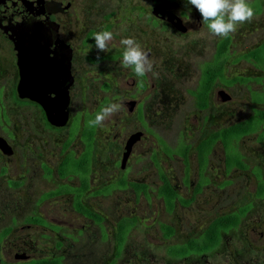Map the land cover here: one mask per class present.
I'll return each instance as SVG.
<instances>
[{
	"label": "flooded vegetation",
	"instance_id": "obj_1",
	"mask_svg": "<svg viewBox=\"0 0 264 264\" xmlns=\"http://www.w3.org/2000/svg\"><path fill=\"white\" fill-rule=\"evenodd\" d=\"M87 1L92 7L85 9L80 0H46L52 40L49 47L38 50L41 54L38 60H33L32 55L37 50H28L30 59L25 70L27 93L39 94L41 101L21 96L22 74L15 43L0 31V264H144L145 257L152 258L155 254L151 253L152 248L140 247V242H135L132 230L147 221L136 213L120 214L107 231L105 225L110 220L109 215L96 209L100 200L91 203L89 197L107 199L114 192L131 191L133 197L121 201L122 207L136 211L151 208L150 204L138 205L143 204V196L150 200L151 193L155 192L171 215L178 200L184 205L194 202L203 192V186L209 184L196 183L189 198L181 199L180 188L169 176L162 174L161 184L153 189L152 184L143 179L140 169L131 166L134 159L141 160L147 154L157 164V132L152 123H158L157 114L164 104L159 99V77L148 73L138 78L131 68L120 64L123 53L120 40L133 37L149 53L154 71L158 73V25L188 34L203 26L201 14L199 11H171L165 5L171 0H151L148 7L137 0L130 5L125 0H104L106 7L101 9L96 0ZM254 1L248 0L249 4ZM260 1V8H253L255 14L262 12L264 1ZM161 11L164 15H160ZM166 13L172 15L166 17ZM68 18L70 31L65 24ZM102 30L111 31L114 36L107 52L95 47L93 37ZM77 31L80 34L84 31L83 36L79 34L80 39L76 37ZM224 45L227 51L220 55L219 49ZM232 45L231 37L217 42L215 59L202 64L195 87L188 89L193 102L185 120L197 123L195 127L202 131L207 123H222L224 103L232 100V95L219 87L225 74L226 55ZM263 47L264 42L244 56L264 67ZM212 67L218 73L207 91L203 90L206 95L201 98L199 90ZM240 79L245 78L236 77L232 81ZM91 95L94 96L93 105L87 101ZM78 97L80 100L76 99ZM65 101L68 120L64 125L54 124L61 123L59 117ZM111 102L120 103V111L107 118L102 127H89L87 121ZM252 102L253 114L231 123H264V109L259 106L264 104V95L252 97ZM48 111L55 122L50 120ZM75 115L79 119L75 120ZM74 123H78L75 131ZM223 128L219 126L199 136L198 149L203 141L212 140L201 156L203 160L218 141L223 142L221 136H217ZM136 134L139 135L123 166L126 145ZM248 134L233 138L231 143ZM79 145L81 149L77 150ZM100 159L107 160L106 164L95 167ZM229 165L247 170L243 155L236 149L230 151ZM96 174L109 179L96 183ZM254 175L259 181L258 195L263 197L264 174L256 170ZM76 178L79 183L74 182ZM164 179L176 192L172 203L161 194ZM225 182L218 184V189L229 185ZM113 183L117 185L107 188ZM191 185L190 175L186 188ZM107 201L108 205L112 200ZM254 206V200L247 199L236 210L217 213L208 221L184 231H180L173 219L161 221V240L170 264H264V216L252 221L246 234L241 232ZM230 216L235 221L222 227L217 240L210 242L207 234L211 224ZM164 226L171 232H166ZM223 245H228L224 253Z\"/></svg>",
	"mask_w": 264,
	"mask_h": 264
},
{
	"label": "rangeland",
	"instance_id": "obj_2",
	"mask_svg": "<svg viewBox=\"0 0 264 264\" xmlns=\"http://www.w3.org/2000/svg\"><path fill=\"white\" fill-rule=\"evenodd\" d=\"M103 1H95L98 8L106 7ZM125 1L127 5L135 3V0ZM80 2H82V7L85 9L92 7V4H88L87 0H80ZM137 2H140L144 7L151 4V0H137ZM165 5L171 11L178 13L185 10L189 12L198 11L188 3V0L166 1ZM250 5L252 8L259 9L261 1L255 0ZM69 20L70 18L66 20L65 24L70 31ZM83 32L81 34L78 31L76 32L77 39L83 36ZM229 37L233 39L234 45L229 48L226 55L224 62L225 74L222 80L219 81V87L226 89L232 95V100L224 103L221 112L222 123H207L206 128L202 131V129L195 127L197 123H186L185 117L188 114L190 104L193 102L188 94V89L195 87L202 72V64L215 59L217 42L223 38L213 36L207 25H203L200 29H195L188 34L173 31L172 28L162 24L158 25L156 56L160 86L159 99L161 98L164 107L157 114L158 123L152 124L157 132L159 155L157 164L152 162L150 155L147 154L141 160L134 159L131 166L140 169L143 179L151 183L153 189L161 184L162 174L169 176L172 182L180 188V193L183 196L181 199L189 198L196 183H200L199 185L209 183L203 186V192L198 195L196 200L185 205L181 200H178L177 208L170 215L161 197H158L155 192L151 193L150 200L143 196V204L138 205L139 207L150 204L152 207H143L136 211H130L127 207H122L121 201L124 202L127 198L131 199L133 197L131 191L112 193L111 197L107 198L112 200L109 201L108 205L106 198L94 199L92 196L89 197L91 203L100 200V204L97 205L96 209L109 215L110 224L107 221L105 225L107 231L111 230L114 219L120 214L124 216L136 213L147 221V224H138L132 230V237H136L135 242H140V247L152 248L151 253L155 254L152 255V258L144 256L146 258V261H143L144 264H170L161 240V221L167 222L169 219H173L179 225L180 231L188 228L193 229L200 223L208 221L217 213L236 210V207L246 202L247 199L254 200L255 206L249 215L250 218H246L243 222L241 232L246 234L252 221L261 220L264 216V196L259 197L258 195L257 185L259 181L254 175L256 170L264 174V123H260L247 136L231 143L229 149L226 148L223 142L218 141L205 160L201 158L198 149L200 135L209 134L219 126L222 128L227 127L233 124L231 122L250 117L253 114L254 102H252V97L258 94L264 95L263 64L259 67V64L254 60L244 56L245 53L256 49L264 42V4L262 3L260 14H255L251 22L239 25L238 30ZM249 76L250 78H247ZM236 77H244L245 79H240L237 82L232 81ZM162 92L163 95H161ZM76 99L80 100L79 97ZM87 101L90 105H93L94 96H88ZM259 106L264 109V104ZM74 118L77 120L79 116L75 115ZM77 124L74 123V131ZM80 149L81 146L79 145L77 150ZM235 149L243 155L247 170L243 171L229 165L230 151L232 152ZM109 159L113 160L112 158ZM106 161L98 160L95 167L106 164ZM116 172L119 175V171L116 170ZM190 175L192 176V185L190 188H186ZM209 177H211V181L206 180ZM104 178L109 179L107 176L94 175L96 183H100ZM225 181L229 185L224 186L222 190L218 189V184L223 182L224 185ZM74 182L79 183V179L76 178ZM117 183L120 184L119 181ZM117 183H113L107 188H112ZM102 199L105 200L103 201L104 204L101 201ZM105 210L107 213H105ZM122 210H124L123 213ZM74 214L77 213L74 211ZM155 220L156 222H154ZM150 243H154V245ZM222 248L224 253L228 245H223Z\"/></svg>",
	"mask_w": 264,
	"mask_h": 264
},
{
	"label": "clouds",
	"instance_id": "obj_3",
	"mask_svg": "<svg viewBox=\"0 0 264 264\" xmlns=\"http://www.w3.org/2000/svg\"><path fill=\"white\" fill-rule=\"evenodd\" d=\"M202 16L203 25H207L209 32L216 37L228 38L238 30V26L249 23L254 18V9L248 0H188ZM95 47L101 52H107L109 42L114 38L113 32L102 30L94 35ZM123 47L121 66L131 68L138 78L151 73L158 78L154 71V63L149 59V53L133 37H125L120 40ZM99 58V57H98ZM142 82V81H141ZM120 103L111 102L102 106L94 114L93 119L87 121L89 127H102L104 121L118 113Z\"/></svg>",
	"mask_w": 264,
	"mask_h": 264
},
{
	"label": "water",
	"instance_id": "obj_4",
	"mask_svg": "<svg viewBox=\"0 0 264 264\" xmlns=\"http://www.w3.org/2000/svg\"><path fill=\"white\" fill-rule=\"evenodd\" d=\"M161 11L160 15H164ZM167 16L172 14L166 13ZM165 14V15H166ZM50 16L46 8V0H0V31L5 32L10 37L16 47L18 62L21 69V81L19 92L22 97L29 96L37 101H41L39 94L30 95L27 93L26 82V63L30 59L29 49L37 50L34 52L33 60H38L41 56L38 51L42 47H49L52 40L48 23ZM48 41V42H46ZM48 43V44H47ZM50 120L53 121L51 113L48 111ZM57 125H64L68 120V105H65ZM139 134L132 136L125 148L122 165L127 161L132 144Z\"/></svg>",
	"mask_w": 264,
	"mask_h": 264
},
{
	"label": "trees",
	"instance_id": "obj_5",
	"mask_svg": "<svg viewBox=\"0 0 264 264\" xmlns=\"http://www.w3.org/2000/svg\"><path fill=\"white\" fill-rule=\"evenodd\" d=\"M226 51H227V47L225 45L219 49L220 55H225ZM217 73H218V70L215 67H212L210 68V70H208L206 81L202 84L201 86L202 89L199 90L200 91L199 94L201 95V98L205 97L206 92H204L203 90L207 91V89L211 86V83L213 82ZM258 125L259 123H236L229 127L223 128L222 131L217 134V136H221L224 144L226 145V148L229 149V145L233 138H237L242 135L251 133L257 128ZM211 141L212 140L203 141L200 144L199 151L202 157H203V154L206 153L208 148L210 147ZM161 194L167 199L169 203H172L176 196L175 190L171 188L170 182L167 179H164V185H163ZM234 221L235 219H233V217L231 216L227 219L219 218L215 220L208 229L207 239L210 242L217 240L219 233H220V229L227 225H231L232 222ZM164 229L166 230V232H171V229L167 228V226H164Z\"/></svg>",
	"mask_w": 264,
	"mask_h": 264
}]
</instances>
